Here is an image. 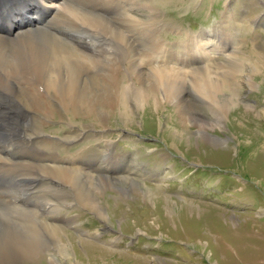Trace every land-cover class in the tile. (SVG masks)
<instances>
[{"label": "rangeland", "instance_id": "374dc122", "mask_svg": "<svg viewBox=\"0 0 264 264\" xmlns=\"http://www.w3.org/2000/svg\"><path fill=\"white\" fill-rule=\"evenodd\" d=\"M154 6L172 25L160 33L175 51L171 59H185L190 34H207L208 60L173 64L187 67V80L195 66L244 70L233 81L236 104L229 112L210 110L188 87L182 102L152 99L132 122L119 109L104 127L71 113L51 119L43 140L69 136L70 125L87 132L84 140L59 142L60 158L85 150L93 160L112 140L120 159L110 175L121 181L99 180L92 188L107 219L83 206L62 211L76 224L64 227L72 259L61 264H264V0H154ZM217 43L228 51L213 53ZM181 105L197 118L189 110L183 125ZM19 264L53 263L44 255Z\"/></svg>", "mask_w": 264, "mask_h": 264}, {"label": "bare ground", "instance_id": "6f19581e", "mask_svg": "<svg viewBox=\"0 0 264 264\" xmlns=\"http://www.w3.org/2000/svg\"><path fill=\"white\" fill-rule=\"evenodd\" d=\"M171 27L154 0H0V264L44 255L53 264L69 262L64 227L76 221L62 216L67 208L83 206L108 218L92 188L99 180L121 181L110 175L120 160L114 143L104 140L98 160H88L85 150L60 158L59 142L84 140L87 132L70 125L69 136L43 140L51 119L71 113L104 127L119 109L132 122L152 99L182 102L188 87L210 110L236 104L233 81L244 70L195 66L187 80V67L173 64L208 60V37L203 31L197 47L199 37L188 32L185 59H171L175 51L160 36ZM213 50L228 51L221 43ZM189 110L181 105L183 125Z\"/></svg>", "mask_w": 264, "mask_h": 264}]
</instances>
